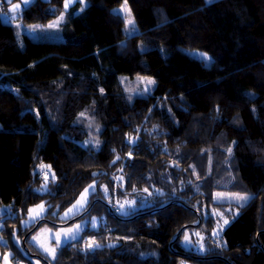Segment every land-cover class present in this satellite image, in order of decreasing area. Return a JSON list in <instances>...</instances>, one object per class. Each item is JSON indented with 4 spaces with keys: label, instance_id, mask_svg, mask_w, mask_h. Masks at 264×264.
I'll list each match as a JSON object with an SVG mask.
<instances>
[{
    "label": "trees",
    "instance_id": "trees-1",
    "mask_svg": "<svg viewBox=\"0 0 264 264\" xmlns=\"http://www.w3.org/2000/svg\"><path fill=\"white\" fill-rule=\"evenodd\" d=\"M64 1L33 0L12 19L44 25ZM81 1L65 15L62 41H35L3 21L0 0V251L33 264L11 241L16 232L23 247L35 226L21 228L28 209L44 203L45 222L67 223L51 212L95 182L121 185L120 200L142 195L135 204L145 206L121 216L92 193L72 219L105 213L107 222L53 263L28 242L35 230L28 255L43 264H264V0H127L138 29L130 37L112 12L125 0ZM143 79L155 82L150 94L138 93ZM221 192L249 199L217 203Z\"/></svg>",
    "mask_w": 264,
    "mask_h": 264
},
{
    "label": "rangeland",
    "instance_id": "rangeland-1",
    "mask_svg": "<svg viewBox=\"0 0 264 264\" xmlns=\"http://www.w3.org/2000/svg\"><path fill=\"white\" fill-rule=\"evenodd\" d=\"M12 0H3L2 3H7L9 4ZM207 3L212 2V0H205ZM33 0H30V2L27 4V6L32 3ZM78 3L76 2V0H72V2L69 4V7L66 9L64 7L65 5V1H64V5H63V11L54 19H52L51 21L47 22L44 25L41 24H33V25H29V26H23L21 25L18 21H14L12 19V15L17 13L18 11H20L22 8H25V3L24 0H16L14 3L9 4L6 6V15H3V21L5 23H10L12 24L17 32L19 34H25L28 37H30L31 39L35 40V41H41V40H45V41H62L63 40V27L62 24L65 22V15L66 13L69 11V9L75 4ZM83 5V2L80 0V2ZM13 4H19L20 8L16 11V12H12L11 11V7ZM125 4V1L122 2L118 7H115L112 12L119 14L124 22V29H123V33L125 34V36H133L135 34L138 33V29L137 26L135 24L134 19L131 16V19L133 21L132 24L128 23V18H129V14L128 12H125L123 10V6ZM84 7V6H83ZM63 16V19H60V17ZM57 21H59V23H57ZM50 25H53L52 27H49ZM35 29V30H33ZM140 52H143L146 48L143 45H139L138 47ZM186 53L198 60H201L204 62L205 65H209L211 63V58L210 56H208L207 54L200 52V51H186ZM201 54H205L204 58H201ZM149 81H152V83H148ZM155 87V82L153 79H143V88L140 92L138 93H143V94H150L152 92V90ZM42 170L46 173V176H50L51 177V171L49 170L48 167H42ZM49 178V177H47ZM119 181V180H118ZM117 181V182H118ZM116 182V183H117ZM93 186H94V191H93ZM121 185H119V187L117 186L118 189H120ZM44 188L41 187L39 189L40 191H44L42 190ZM105 188L107 189V192H105ZM117 188L115 187V189H113V191L111 189H109V187L107 186L106 183H91L89 184L87 187H85L80 194L77 196L76 200L70 205L68 206L66 209H64L63 211L59 212L58 208H55L52 212L51 215L55 216L59 221H67V220H71L76 214L81 213L88 204L89 201V196L92 193H96L98 192L101 199H103L104 201H102V203L107 207V209H113V211L116 214H119L121 216H126L129 212H131V210L136 209L137 207H144V203L145 201H140L141 204H135V202L137 200H140V197H142V195H133V196H126L124 197L122 200H120L118 194H117ZM85 189H89L88 193L86 194V197L84 200L81 201V195L85 192ZM218 193H215L213 195L214 201L217 203H232L238 206H243L246 202H239L237 201L233 194L231 193H225V192H221V194H223L221 197L217 196ZM240 196H244V197H248L246 195H240ZM145 198V197H143ZM249 198V197H248ZM77 201H81V204L83 205V207H80L79 205H77ZM248 201V199H247ZM106 203V204H105ZM123 204L124 208L120 209V205ZM39 205H43L44 206V211L40 212V215L38 217H36L35 221H30V214L29 211H27L26 214V218L22 221L21 223V228H25L28 227L34 223H38V222H42V224L36 229V231L31 234V236L28 239V242L34 246V248L41 254L43 255L44 258H46L50 263H53L60 251V248L72 243L76 240H79L83 234V232H85L87 229L89 230H97V228H99V226L105 222H107V215L105 213L99 215V216H91V217H84L81 218L77 221L72 222L71 224L68 225H64L66 223H56L54 221L45 222V216L48 212V206L44 203H39L35 206L30 207L29 209H35L36 211H34L33 213H31V216H36V212H39L40 209L38 208ZM77 205V208L79 209V211L77 212L76 209H73V206ZM89 208V207H88ZM87 208V209H88ZM28 209V210H29ZM69 209H73L72 212H69ZM3 210V208L0 209V211ZM65 213H68V216L65 217ZM95 219L97 221L96 226H93L91 221ZM123 220V218H121ZM119 218V220H121ZM55 220V219H52ZM26 222L27 226H26ZM62 224L60 226L58 225H54V224ZM54 225V226H53ZM80 225L81 228L79 230V235L77 237L76 240H65V234H67L69 237L76 231V226ZM1 228V226H0ZM71 229L73 230L72 232H69L68 230ZM14 232L13 236L11 237V241L13 242V244L21 251V254H23V256L28 257V259H30V261L33 264H43L41 260H37V259H33V258H29L30 255H28L25 250L23 249V247H21V240H19L16 236H15ZM57 238H59L60 240V244L56 243ZM90 238L88 236H86L82 243H83V247H86L85 249H90L91 247L94 246V244L92 245V243L90 242ZM0 242L2 243H7V241L5 240V238H3L2 236H0ZM91 245V246H89ZM45 249H55V257H53V255L50 254L49 251H46ZM14 255L13 252L11 251V249H9L8 251H0V258H1V264H28L26 261L23 260H15L11 261L10 257ZM5 257H7V260L5 259Z\"/></svg>",
    "mask_w": 264,
    "mask_h": 264
},
{
    "label": "snow or ice",
    "instance_id": "snow-or-ice-1",
    "mask_svg": "<svg viewBox=\"0 0 264 264\" xmlns=\"http://www.w3.org/2000/svg\"><path fill=\"white\" fill-rule=\"evenodd\" d=\"M29 2H30V0H24L25 6H27V4H28ZM71 2H72V0H65V5H64V7L67 9V8L69 7V4H70ZM76 2H80V0H76ZM19 8H20V5H19V4H13L12 7H11V11H12V12H16ZM123 10H124L125 12H128V14H129L128 23H129V24H132L133 21H132V19H131L130 10H129L128 7H127V0H125V4H124V6H123ZM60 19H63V16H61ZM57 23H59V21H57ZM52 26H53V25H50L49 27H52ZM33 30H35V29H33ZM204 56H205V54H201V58H202V59L204 58ZM148 83L150 84V83H152V81H149ZM101 91H102V90H101ZM81 115H83V113H82ZM229 151H231V150L229 149ZM53 178H55V177L53 176ZM42 190H45V191H46V190H47L46 186H45ZM94 190H95V189H94V186H93V191H94ZM88 191H89V189H85V192L81 195V201L85 199L86 194L88 193ZM145 191H147V190L145 189ZM105 192H107V189H106V188H105ZM222 195H223V194H221V193H218V194H217L218 197H221ZM233 196H234V198H235L237 201H239V202H247V199H249L248 197L240 196L239 194H233ZM81 201H77V205H79L80 207H83V205L81 204ZM77 205H74V206H73V209H76L77 212H78L79 209L77 208ZM38 208L40 209V211H39V212H36V216H31V213H33L34 211H36L35 209H29V210H28V211H29V214H30V221H35L36 217H38V216L40 215V212L44 211V206H43V205H39ZM123 208H124V205L121 204V205H120V209H123ZM73 209H69V212H72ZM67 216H68V213H65V217H67ZM27 223H28V222H26V226H27ZM91 223H92L93 226H96L97 221H96L95 219H93V220L91 221ZM225 223H228V221L225 220ZM80 228H81V226H80V225H77V226H76V231H75L70 237H69L67 234H65V240H69V239H70V240H76L77 237H78V235H79V230H80ZM68 231H69V232H72L73 230L69 229ZM196 235H199V233H196ZM185 240L188 241V237H187V235L185 236ZM56 243H57V244H60V240H59V238H57ZM89 246H91V245H89ZM201 248H203V245H201ZM45 250H46V251H49L50 254L53 255V257H55V249H45ZM5 259L7 260V257H5Z\"/></svg>",
    "mask_w": 264,
    "mask_h": 264
},
{
    "label": "water",
    "instance_id": "water-1",
    "mask_svg": "<svg viewBox=\"0 0 264 264\" xmlns=\"http://www.w3.org/2000/svg\"><path fill=\"white\" fill-rule=\"evenodd\" d=\"M81 217H82V215H81V216H78L77 218H74V219L68 221V222H67L66 224H64V225H68V224L74 222L75 220H77V219H79V218H81ZM39 225H40V222L36 223L35 226L32 228V230H30V232H28V233L24 236V238H23V240H22L23 248H24V242H25L26 238H27V237H28L33 231H35V230L38 228ZM56 225L60 226V225H62V224H56ZM30 258H36L37 260H40V257H38V256H34V255H30Z\"/></svg>",
    "mask_w": 264,
    "mask_h": 264
}]
</instances>
